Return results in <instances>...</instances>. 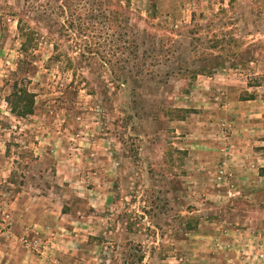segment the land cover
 <instances>
[{
    "label": "rangeland",
    "instance_id": "374dc122",
    "mask_svg": "<svg viewBox=\"0 0 264 264\" xmlns=\"http://www.w3.org/2000/svg\"><path fill=\"white\" fill-rule=\"evenodd\" d=\"M260 167L264 0H0V264H264Z\"/></svg>",
    "mask_w": 264,
    "mask_h": 264
},
{
    "label": "trees",
    "instance_id": "16d2710c",
    "mask_svg": "<svg viewBox=\"0 0 264 264\" xmlns=\"http://www.w3.org/2000/svg\"><path fill=\"white\" fill-rule=\"evenodd\" d=\"M18 31L20 36L24 39L20 43V50L25 51L27 46L25 44V38L31 37L30 32H27L24 28L19 27ZM24 81L23 77L13 78L10 86V90L5 96V102L8 105L9 112L15 117L23 118L32 113L33 110V93L28 91L27 88L22 84ZM20 82V84H19ZM260 174L264 175V167L259 168Z\"/></svg>",
    "mask_w": 264,
    "mask_h": 264
}]
</instances>
